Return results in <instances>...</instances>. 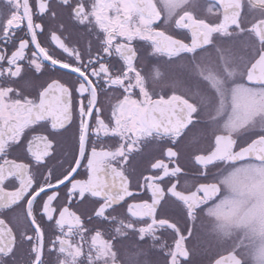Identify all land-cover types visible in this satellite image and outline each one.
<instances>
[{"label":"snow or ice","instance_id":"snow-or-ice-1","mask_svg":"<svg viewBox=\"0 0 264 264\" xmlns=\"http://www.w3.org/2000/svg\"><path fill=\"white\" fill-rule=\"evenodd\" d=\"M206 2L0 0V264H253L197 214L264 184V110L213 129L184 77L235 61L264 100V34Z\"/></svg>","mask_w":264,"mask_h":264},{"label":"flooded vegetation","instance_id":"flooded-vegetation-1","mask_svg":"<svg viewBox=\"0 0 264 264\" xmlns=\"http://www.w3.org/2000/svg\"><path fill=\"white\" fill-rule=\"evenodd\" d=\"M181 6L178 7V16L186 15L188 10L185 9L182 4L186 3V0H180ZM251 5L252 9L256 6L264 7V0H245L244 3V15L241 22L244 19L249 18V15L253 14L248 5ZM205 7L207 2L205 0ZM200 16H206L205 12L198 13ZM209 19L212 17L209 15ZM251 24V23H250ZM264 34V27L252 28V34L248 35V39L244 44L238 47V52L243 53L245 56H251L253 51L258 47L256 44V35ZM247 45V47H245ZM243 73V65L238 62H230L224 65L216 64V76L214 79H208L207 77L201 79L195 75H189L184 77L185 85L192 90L193 98L198 107L201 108L202 113L206 112L207 121L213 129H230L235 131L236 134L245 127L248 128L252 124L249 123L251 118L257 113L261 112L258 109L264 104V100H258L250 95H247L242 89L243 85H239L238 81L241 79ZM171 74L166 75V79H170ZM227 108V115L223 121L219 117ZM216 127V128H215ZM203 143V141H201ZM248 196L252 200L251 203H243L240 208L239 220L242 221L243 227L247 229L248 222H254L255 217L259 222L261 220V213L264 207V191L258 190L256 192H250ZM247 197L245 201L249 200ZM261 201V202H260ZM254 214V215H253ZM228 238L232 241H239L242 244H247V234L242 232L240 236H233L231 232L228 233ZM257 243H263V239Z\"/></svg>","mask_w":264,"mask_h":264},{"label":"rangeland","instance_id":"rangeland-1","mask_svg":"<svg viewBox=\"0 0 264 264\" xmlns=\"http://www.w3.org/2000/svg\"><path fill=\"white\" fill-rule=\"evenodd\" d=\"M261 9L264 10V7L261 6ZM258 13L260 14V11ZM258 110L259 111L264 110V105H262ZM253 127L254 126L251 125L248 128L245 127L244 129H241L240 132L238 133V137L250 135L251 131L253 130ZM240 201L243 203H251L252 202L251 199L245 201V198L241 199ZM236 207L241 208V204L236 203ZM225 210H226V208L220 207L218 209V211H216L215 208L210 207V209H207L206 211L203 212L205 215H204V217L201 215V218L198 222L199 229L202 231V233L205 235V237H207V239H212L214 242L223 241L222 243H219L220 246H222L224 244V240H221L223 238V234H222V232H219V229H220V223H222L224 221V219H222V218H224V214H222V213ZM260 213H261V221H264V207H263V211ZM219 216L222 218H220ZM256 217H255V220L253 222V225H254V227H256L257 232L261 233L260 236L262 238H264V222H258L256 220ZM230 220H231V218H230ZM238 232H240V231H231V235H233L234 233H238ZM262 238H260V239H262ZM231 242L232 241H228V243H231ZM263 242H264V240H263ZM230 247H231V245L228 244V248H230ZM219 249H222V248H219Z\"/></svg>","mask_w":264,"mask_h":264},{"label":"water","instance_id":"water-1","mask_svg":"<svg viewBox=\"0 0 264 264\" xmlns=\"http://www.w3.org/2000/svg\"><path fill=\"white\" fill-rule=\"evenodd\" d=\"M238 1L239 0H234V3L237 5V10H238V8L240 6ZM258 27H264V21H258L256 23V28H258ZM237 264H239V261L237 262Z\"/></svg>","mask_w":264,"mask_h":264}]
</instances>
